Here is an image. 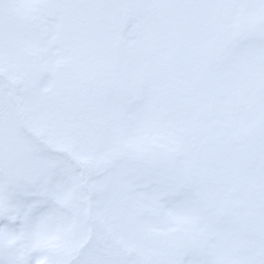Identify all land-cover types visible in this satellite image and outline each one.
<instances>
[{
    "label": "snow or ice",
    "instance_id": "snow-or-ice-1",
    "mask_svg": "<svg viewBox=\"0 0 264 264\" xmlns=\"http://www.w3.org/2000/svg\"><path fill=\"white\" fill-rule=\"evenodd\" d=\"M0 264H264V0H0Z\"/></svg>",
    "mask_w": 264,
    "mask_h": 264
}]
</instances>
